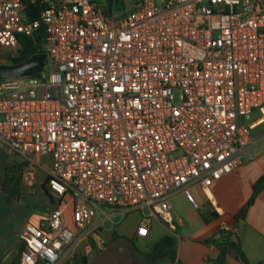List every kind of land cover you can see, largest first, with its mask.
Returning <instances> with one entry per match:
<instances>
[{
	"label": "built area",
	"instance_id": "obj_1",
	"mask_svg": "<svg viewBox=\"0 0 264 264\" xmlns=\"http://www.w3.org/2000/svg\"><path fill=\"white\" fill-rule=\"evenodd\" d=\"M28 1L0 0V49L17 57L41 28L50 69L0 77V144L27 184L44 169L57 206L22 224L17 264H55L131 208L146 232L176 191L197 208L191 184L210 200L248 145L264 147L250 132L264 122V0H36L32 19Z\"/></svg>",
	"mask_w": 264,
	"mask_h": 264
},
{
	"label": "crops",
	"instance_id": "obj_2",
	"mask_svg": "<svg viewBox=\"0 0 264 264\" xmlns=\"http://www.w3.org/2000/svg\"><path fill=\"white\" fill-rule=\"evenodd\" d=\"M1 58L5 60L6 56ZM258 143L248 145L241 154L240 164L210 184V200L204 194L202 212L200 213L201 209L197 210L198 205L192 210L187 220L186 230L189 235H180L174 228L167 226L168 233L173 239L174 235H178L179 238L175 249V264H213L218 262V257L221 259L220 264H242L230 251L219 255V246L216 244V241L220 239L218 229L226 225L232 228L231 238L234 235L237 237L239 247L248 262L264 264V183L256 189L247 207L241 209L251 194L252 184L264 173V147L260 145L263 150L258 153L256 148ZM40 156L36 158L40 160ZM2 159L5 166L7 162H14L13 166L17 169L14 180L19 183L25 182L20 175L25 164L22 157L0 144V160ZM7 179L11 181V175H8ZM177 196L184 199L181 191L174 192L169 198L170 208L160 217L165 220V223L168 222L166 218H169L172 223L180 227L183 226L184 221L173 203ZM234 215L237 217L234 218ZM233 221H235L234 226L231 227ZM211 222H213L212 226L207 228ZM118 234L125 235L121 231H118ZM209 237L214 240L207 241ZM61 261L55 264H60ZM161 262L163 261L151 264H161Z\"/></svg>",
	"mask_w": 264,
	"mask_h": 264
},
{
	"label": "rangeland",
	"instance_id": "obj_3",
	"mask_svg": "<svg viewBox=\"0 0 264 264\" xmlns=\"http://www.w3.org/2000/svg\"><path fill=\"white\" fill-rule=\"evenodd\" d=\"M120 1V0H118ZM126 1V0H124ZM8 50L1 48L0 55L6 56ZM0 56V61H5ZM50 69V61L45 57L42 61L41 70L47 73ZM258 116L256 109L250 112L247 121L255 119ZM264 129V122L258 124L254 128L250 129L251 134H257ZM258 153L263 149L260 148V144L256 145ZM40 161L49 166L51 158L49 155H41ZM10 160V158L8 159ZM4 159L0 160V264H6L16 254V245L18 238L16 237L17 231L22 224L26 221L33 224H39L42 220L49 217V210L55 206L56 199L52 197V200L44 193L41 183L44 178L45 171L40 166L34 167V178L31 184L25 182L19 183L14 180L17 169L13 166L14 162H7L6 166L3 164ZM16 161V159L14 160ZM11 175V181L7 179V176ZM189 190L198 203L201 209V205L205 199L204 193L199 185L191 184ZM184 199L180 196L174 198L173 203L179 212L180 218L184 221L183 226H176L174 223L166 218L168 222L162 217L152 216L149 221V229L146 232H139L135 230L137 221L141 215L139 208H131L120 214H115L112 219L114 223L111 228L110 222L106 220L104 227L95 228L85 234V236L63 251L59 260H62L60 264H90L95 254L98 252V247H101L103 242H106L113 233L121 231L132 242L135 247V252H144L148 249L150 244L156 240L160 235L168 233L167 226L174 228L180 235H189L187 233V220L190 218V213L194 208L191 207L189 200L183 193ZM68 195L63 196V217L65 223H69V205ZM146 210V208H144ZM202 209L200 210V213ZM211 222L208 226H212ZM206 228V229H207ZM93 240L95 246H92L90 241ZM178 235H174V248L176 249L178 243ZM58 260V261H59ZM57 263V262H56ZM221 263L219 260L216 264ZM180 264V263H179Z\"/></svg>",
	"mask_w": 264,
	"mask_h": 264
},
{
	"label": "trees",
	"instance_id": "obj_4",
	"mask_svg": "<svg viewBox=\"0 0 264 264\" xmlns=\"http://www.w3.org/2000/svg\"><path fill=\"white\" fill-rule=\"evenodd\" d=\"M41 7V4L34 0V1H28L25 4V12L27 14V18L32 19L35 18L38 12V9ZM43 37L42 29L38 28L32 34L30 35H20L19 41L21 43V50L20 54L17 57H14V62H20L24 59H26L28 56H30L33 53L41 52L43 53L42 49L40 48V43ZM45 181H46V174L43 178V181L41 183L42 189L44 193L48 196L50 200H52V196L48 192L47 188L45 187ZM264 183V173H262L252 184V191L248 199L245 201V203L242 205L241 209H245L247 205L251 202L254 196V192L258 187H260ZM57 206V202L55 203V206ZM214 213V212H213ZM237 215H234V218H236ZM218 232L220 233V239L216 241V244L219 246V255H223L225 252L230 251L234 257H236L242 264H251L248 262L245 254L241 250L238 244L237 237L234 235L233 238H231L232 228H219ZM118 235V233H113L110 238ZM109 238V239H110ZM17 245H16V254L15 256L10 259L6 264H17L19 252L23 247V242L19 239H17ZM208 240H214L212 237H209ZM92 246H95V243L93 240L90 241ZM105 242L101 244V247L103 246ZM98 247V250L101 248ZM135 250V247H134ZM136 253V252H135ZM136 255L141 257V263L140 264H151L156 263L168 259L175 258V248H174V239L169 233H164L160 235L156 240H154L148 249L144 252L136 253ZM221 260L218 257V261ZM216 264V263H213ZM252 264H260L259 262H255Z\"/></svg>",
	"mask_w": 264,
	"mask_h": 264
},
{
	"label": "water",
	"instance_id": "obj_5",
	"mask_svg": "<svg viewBox=\"0 0 264 264\" xmlns=\"http://www.w3.org/2000/svg\"><path fill=\"white\" fill-rule=\"evenodd\" d=\"M44 59L41 52L33 53L20 62H14L12 57H6L0 63V77H12L37 72ZM233 221L231 227L234 226ZM141 257L135 255L133 242L123 234L108 239L95 254L90 264H140ZM220 264V263H219Z\"/></svg>",
	"mask_w": 264,
	"mask_h": 264
},
{
	"label": "bare ground",
	"instance_id": "obj_6",
	"mask_svg": "<svg viewBox=\"0 0 264 264\" xmlns=\"http://www.w3.org/2000/svg\"><path fill=\"white\" fill-rule=\"evenodd\" d=\"M210 194V193H209Z\"/></svg>",
	"mask_w": 264,
	"mask_h": 264
}]
</instances>
